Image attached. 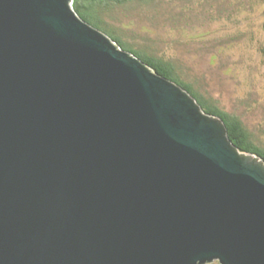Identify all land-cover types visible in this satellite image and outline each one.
<instances>
[{"label": "water", "instance_id": "95a60500", "mask_svg": "<svg viewBox=\"0 0 264 264\" xmlns=\"http://www.w3.org/2000/svg\"><path fill=\"white\" fill-rule=\"evenodd\" d=\"M71 2L0 0V264H264V162Z\"/></svg>", "mask_w": 264, "mask_h": 264}, {"label": "rangeland", "instance_id": "374dc122", "mask_svg": "<svg viewBox=\"0 0 264 264\" xmlns=\"http://www.w3.org/2000/svg\"><path fill=\"white\" fill-rule=\"evenodd\" d=\"M169 2L173 19L143 13L142 21L130 19L132 29L200 95L240 119L264 151V0Z\"/></svg>", "mask_w": 264, "mask_h": 264}, {"label": "trees", "instance_id": "16d2710c", "mask_svg": "<svg viewBox=\"0 0 264 264\" xmlns=\"http://www.w3.org/2000/svg\"><path fill=\"white\" fill-rule=\"evenodd\" d=\"M71 8L84 21L110 37L121 49L130 52L156 73L187 90L206 113L223 119L227 135L239 151L254 154L264 162V151L256 147L250 132L242 125L240 119L200 95L191 83L182 78L171 59L154 48V41L151 44L147 38L132 29L134 23L130 19L142 21L143 13L164 16L166 21L173 19L171 15L167 16V8H171V11H168L172 14L169 0H72Z\"/></svg>", "mask_w": 264, "mask_h": 264}]
</instances>
